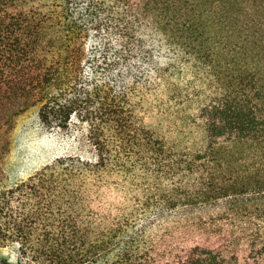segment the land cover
<instances>
[{
    "label": "trees",
    "instance_id": "trees-1",
    "mask_svg": "<svg viewBox=\"0 0 264 264\" xmlns=\"http://www.w3.org/2000/svg\"><path fill=\"white\" fill-rule=\"evenodd\" d=\"M36 1L0 0V122L93 152L0 191V264H264V0Z\"/></svg>",
    "mask_w": 264,
    "mask_h": 264
},
{
    "label": "rangeland",
    "instance_id": "rangeland-1",
    "mask_svg": "<svg viewBox=\"0 0 264 264\" xmlns=\"http://www.w3.org/2000/svg\"><path fill=\"white\" fill-rule=\"evenodd\" d=\"M58 0H37L33 5L48 10ZM9 106L0 107V113L6 117L12 113ZM148 124L154 126L157 132L164 134L168 143H177L176 149H182L192 153L200 148V138L195 133L185 140H178L175 134L170 132L169 120L156 109L147 114ZM0 130V191L13 184L27 179L30 175L44 168L57 159L67 156L90 158L93 152L88 141L87 126L73 119L67 129H55L45 126L39 118V106H29L24 112L8 120H2ZM193 127V125L191 126ZM192 132V131H191ZM260 208L264 209V201L260 202ZM241 219L240 217H236ZM264 213L260 216L262 220ZM245 220H248L244 217ZM263 221L261 226L263 227ZM241 232H237L236 236ZM242 234V233H241ZM234 237L224 249L226 260L236 251L240 238ZM7 255L0 251L1 256ZM15 260V257L12 259Z\"/></svg>",
    "mask_w": 264,
    "mask_h": 264
}]
</instances>
